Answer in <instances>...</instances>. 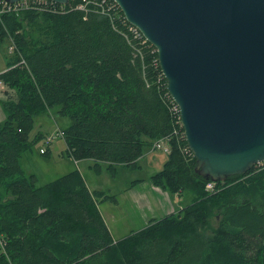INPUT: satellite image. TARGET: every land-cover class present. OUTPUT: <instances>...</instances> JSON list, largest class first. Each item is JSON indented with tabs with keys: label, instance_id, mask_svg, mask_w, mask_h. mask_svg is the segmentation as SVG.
<instances>
[{
	"label": "trees",
	"instance_id": "16d2710c",
	"mask_svg": "<svg viewBox=\"0 0 264 264\" xmlns=\"http://www.w3.org/2000/svg\"><path fill=\"white\" fill-rule=\"evenodd\" d=\"M78 3L0 13V264H264V162L206 191L153 46L118 8ZM52 110L70 120L59 130L67 157L92 160L96 173L136 168L166 138V161L147 181L189 202L115 241L97 210L115 199L77 169L39 186L21 168L43 137L29 138L35 117Z\"/></svg>",
	"mask_w": 264,
	"mask_h": 264
},
{
	"label": "water",
	"instance_id": "95a60500",
	"mask_svg": "<svg viewBox=\"0 0 264 264\" xmlns=\"http://www.w3.org/2000/svg\"><path fill=\"white\" fill-rule=\"evenodd\" d=\"M113 1L156 49L196 174L222 182L262 164L264 0Z\"/></svg>",
	"mask_w": 264,
	"mask_h": 264
},
{
	"label": "rangeland",
	"instance_id": "374dc122",
	"mask_svg": "<svg viewBox=\"0 0 264 264\" xmlns=\"http://www.w3.org/2000/svg\"><path fill=\"white\" fill-rule=\"evenodd\" d=\"M5 47L6 45L4 43H0V72L4 71L6 67L8 55L5 52ZM10 50V47H8V51ZM1 91H3V88H0V93H2ZM4 117V112L0 108V122ZM69 124L70 120L64 117L61 118L56 114L55 110H52L49 115L45 114L35 117L34 127L32 132H30L29 138L33 139L37 133L42 134L43 137L38 143L31 145V148L22 155L21 159H19L24 173L34 174L37 178V184L40 186L57 179L71 170L77 169L81 173L85 181L84 183L90 188V190L101 191L104 193V196L107 195L113 197L115 202H117L118 199L119 204L117 205L111 201H98L97 205V210L101 213V216L105 221L104 223L111 233L110 235H113L112 237L123 239L127 234L137 232L144 228L148 224L147 220L151 217L147 205L141 207L139 201L135 197H124L119 194L124 192L126 184H141L143 183L141 180L144 181L146 179L145 182L150 185L151 183L147 181V178L162 169L167 155L161 151L152 150L151 148L150 151L143 153L144 156H142L138 163L140 165L139 167L130 169L123 167L124 170H117L116 176L113 177L103 169H101L100 173H96L92 168V160L86 159L74 162L71 158L67 157L65 154L66 146L64 145L65 142L63 137L56 138L52 144L46 147V150L48 151L47 154H41L39 147L41 146L44 137L50 136L51 134L54 135ZM142 187V189H144L147 186ZM154 190L157 192L155 194L159 196V201L161 203L166 201L169 207V210L166 211L165 214L162 212L157 214L158 219L164 215L172 214V207L177 205V201L179 200L172 198L173 196H169L166 194L167 192L158 187L154 188ZM155 194L154 197H156ZM188 202V197L181 196L179 206H185ZM151 203L152 202L149 201V204ZM158 206L159 204H157L156 207ZM149 220H152V218Z\"/></svg>",
	"mask_w": 264,
	"mask_h": 264
},
{
	"label": "built area",
	"instance_id": "2783aa9c",
	"mask_svg": "<svg viewBox=\"0 0 264 264\" xmlns=\"http://www.w3.org/2000/svg\"><path fill=\"white\" fill-rule=\"evenodd\" d=\"M106 1L107 0H80V3H78L77 5H78V8H80V9H85L89 4H96V5L100 6V8H102V9H104L105 7L109 8L110 10L111 9H115V8H118V10L120 9L118 4L115 1L109 0L110 3H107ZM48 2H50V3H47V0H35V1H32V2H30L28 0H19L18 2L14 3V4H9V3H7L4 0H0V13H2V12L5 13V11H17L19 9L26 8V7L30 6L32 3H35V5L37 4L39 6H42V7H39L41 9L45 8V9H50V10H52V9L56 10V8L53 5L54 2H52V1H48ZM59 5H61L60 9H63V7L65 6V5H62V4H59ZM31 6H33V5H31ZM123 17H124V15H123ZM124 20L126 21L125 17H124ZM126 23H127V21H126ZM128 28L133 33L134 37L142 38L143 42H148L141 35V32L135 26L129 24ZM155 51H156V49H155ZM157 60H156V62H157ZM158 66H159V64H158ZM160 75H162V72H161ZM162 77H163V75H162ZM165 84H166V81H165ZM0 88L1 89L3 88V85L1 84V82H0ZM168 95H169V93H168ZM169 97H170V95H169ZM173 104L174 105H173L172 109L177 114L176 124L178 125V127H181L182 123H181V118H180V114H179V107L177 106V104L174 101H173ZM63 136H64V133L61 132V131H58L54 135L52 134V135L48 136L47 138H45L43 140V144H42L43 147L40 149V153H44L46 147L48 145H50L56 138L63 137ZM180 136L181 137L184 136V138H185L183 128H182V133L180 134ZM152 150H158V151H161L163 153H168L170 151V145H169V143H168L166 138H161V139H158V140L154 141V143L152 145ZM187 151L191 153V151L188 148V146H187L186 152ZM215 185H216L215 182L208 181L205 184V190L208 191V192H213V190L214 191L216 190L215 189Z\"/></svg>",
	"mask_w": 264,
	"mask_h": 264
},
{
	"label": "crops",
	"instance_id": "0c3cea01",
	"mask_svg": "<svg viewBox=\"0 0 264 264\" xmlns=\"http://www.w3.org/2000/svg\"><path fill=\"white\" fill-rule=\"evenodd\" d=\"M50 131H53V130H50ZM153 161V160H152ZM138 163H139V161H138ZM140 165L138 164V167H139ZM119 168V169H118ZM125 168V167H124ZM117 170H124L123 169V167L122 166H118L117 168H116ZM117 170H116V173H117ZM116 176V175H115ZM147 180H148V178H147ZM146 181V179L143 181V180H141V182H143V183H141V184H139V183H136V184H126V186H125V188H124V192L123 193H121V194H119V195H121V196H133V197H135L138 201H139V203H140V205H141V207H145L146 205H147V208H148V211L151 213V217L149 218V219H158V217H157V214H159L160 212H162L163 214H165L166 213V211H168L169 210V207H168V204L166 203V201H163L162 203L159 201V199H158V197L159 196H157V194H155V193H157L155 190H154V188H156V187H154V186H152L151 184L149 185V183H147V182H145ZM142 186H147V187H145L144 189H142L143 187ZM148 186H152L153 187V189H152V187H148ZM88 187V186H87ZM88 189L90 190V188L88 187ZM152 192H151V191ZM90 191H93V190H90ZM154 194L156 195V197H154ZM151 197V198H150ZM172 198H176V199H178L179 201H177V205H174L173 207H172V209H173V211L175 212L178 208H181V206H179L180 205V202H181V197H179L178 195H175V196H173ZM149 201H151L152 203L151 204H149ZM157 202V203H156ZM115 204L117 205V204H119V201H118V199H117V202H115ZM157 204H159V208L158 207H156L157 206ZM177 206V207H176ZM175 207H176V209H175ZM158 209H160V210H158ZM172 211V212H173ZM168 215V214H167ZM164 216H166V215H164ZM164 216H162V217H164ZM162 217H160V218H162ZM103 218V217H102ZM148 219V220H149ZM104 220V219H103ZM147 220V221H148ZM159 220V219H158ZM105 222V221H104ZM113 236V235H112ZM128 236V235H127ZM126 237V236H125ZM124 238V237H123ZM113 239L115 240V241H117V240H120V239H122V238H120V239H117V238H115V237H113Z\"/></svg>",
	"mask_w": 264,
	"mask_h": 264
}]
</instances>
